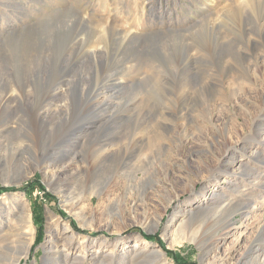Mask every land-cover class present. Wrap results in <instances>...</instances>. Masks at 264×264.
I'll use <instances>...</instances> for the list:
<instances>
[{
	"label": "rangeland",
	"instance_id": "obj_1",
	"mask_svg": "<svg viewBox=\"0 0 264 264\" xmlns=\"http://www.w3.org/2000/svg\"><path fill=\"white\" fill-rule=\"evenodd\" d=\"M5 93L17 264H264V0H0Z\"/></svg>",
	"mask_w": 264,
	"mask_h": 264
},
{
	"label": "bare ground",
	"instance_id": "obj_2",
	"mask_svg": "<svg viewBox=\"0 0 264 264\" xmlns=\"http://www.w3.org/2000/svg\"><path fill=\"white\" fill-rule=\"evenodd\" d=\"M107 43H108L107 40L106 39H103L102 40V47L101 48H105L107 46ZM6 45L8 46V44H6ZM93 46H92L93 48L91 50L92 52H97L99 50L98 48H100L98 45H96V46L93 45ZM10 47H11V44H10ZM13 48H16L19 51V53H20V54H17V57L22 54V51H23L22 43L21 44H15L14 47H11V52H12V49ZM16 49H14V50L16 51ZM94 57H95V55H94ZM13 58H14V56H13ZM21 81H24V80L22 79ZM17 86H20V85L18 84ZM61 92L63 93V95H65L66 90L65 89H61ZM10 94L11 93H5L4 95L2 94L3 96L0 97V104H2V106H6L5 102L9 98ZM16 96H17V94H16ZM66 103H67V101H66ZM66 103H58V105H56V108L59 109V107L66 106ZM48 110L46 112H41V113L39 112V115H40L39 117L41 118V121H47V119H48L47 116L49 114V111ZM262 140H260V141L263 144L264 142ZM18 147H19V144H18ZM6 149H8V150L10 149L9 148V145H7ZM63 154L64 153L62 151H59L56 154V156L57 157H61V156H64ZM239 167L242 168L241 169L242 170V174L244 173V175H247V176H249V177H251L253 179H257V178L259 179L260 178V175L259 174H254V173L249 172L250 170H249L248 166L245 165L244 163H240L239 164ZM64 168H65V166L63 168H61V169H64ZM51 174H52L51 176H53V178H54L56 173L54 174L52 172ZM225 181L228 183L229 180L228 179H225ZM213 195H214V192L211 193V196H213ZM22 217L20 215H18V214H13V215L10 214V210H8V207L7 206L0 205V257H3V256H6V257L8 256L9 257L10 255L11 256L13 255L14 258H12V259L15 261L16 264L18 262H20L23 258H26L28 256L30 247H31V245L33 243V240H34V236H33V233L34 232L31 229V220H30L29 215L28 214H25V216L23 217L24 218V223H22L23 222ZM175 218L176 217H173V219H175ZM184 223L187 224V221L184 222ZM22 225L25 226V229L24 230H23V226ZM182 225H184V224H182ZM191 227H192L191 224H188V227H187L186 230H188ZM45 247L46 248H50V244H49V242L47 240L45 242ZM67 254L68 253L66 252L65 255H67ZM76 256H78V255H76ZM260 262H261V259L258 260L257 264H259ZM68 264H71V262H69Z\"/></svg>",
	"mask_w": 264,
	"mask_h": 264
}]
</instances>
